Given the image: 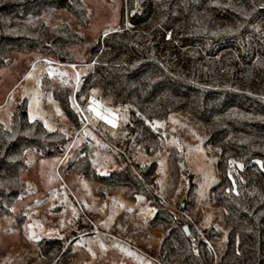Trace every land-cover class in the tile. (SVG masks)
Here are the masks:
<instances>
[{"label":"trees","instance_id":"obj_1","mask_svg":"<svg viewBox=\"0 0 264 264\" xmlns=\"http://www.w3.org/2000/svg\"><path fill=\"white\" fill-rule=\"evenodd\" d=\"M121 1L120 24L91 46L87 63L93 67L78 89L53 85L47 76L43 88L76 130L85 124L81 112L93 119L88 105L95 96L123 111L122 137L108 133L110 150L117 145L122 154L133 145L137 153L156 156L166 143L156 122L186 114L216 158L219 180L209 194L225 238L213 226L203 235H187L175 219H159L164 211L155 195V159L131 158L102 173L90 142L62 174L97 182L101 198L119 188L131 201L144 197L157 209L151 224L166 232L158 253L162 264H264V0ZM90 17L86 0H0V68L18 53L74 63V49L88 41L80 28ZM71 141L67 132L30 120L26 100L18 102L11 126L0 122V217L14 215L26 191L28 153L61 156ZM39 244L42 262H70L71 249L61 240Z\"/></svg>","mask_w":264,"mask_h":264},{"label":"rangeland","instance_id":"obj_2","mask_svg":"<svg viewBox=\"0 0 264 264\" xmlns=\"http://www.w3.org/2000/svg\"><path fill=\"white\" fill-rule=\"evenodd\" d=\"M86 3L91 17L80 29L88 41L74 49V63L60 64L34 52L18 53L13 62L0 68L1 123L10 127L15 106L25 99L30 120L42 121L48 130L65 131L72 138L64 155L46 158L28 153V168L22 175L26 191L16 201L14 215L0 217V264H56L40 260L39 243L43 239L61 240L71 249L70 262L57 264H162L158 253L166 232L151 224L157 209L144 197L131 201L127 190L119 188L101 198L96 192L97 182L81 174H62L66 163L76 159L90 142L94 143V160L102 173L121 169L132 159L157 160L155 195L164 211L159 219H175L179 226L201 235L213 226L225 238L222 215L213 207L209 194L219 180L216 158L204 146L200 127L194 126L186 114H173L166 121L156 122L166 137L164 150L156 156L137 153L133 145L122 154L117 145L110 150L113 144L108 133L122 137L127 120L123 111L95 96L88 105L93 119L81 112L85 124L76 130L53 95L44 90L45 76L51 77L53 85H71L77 90L82 77L93 67L87 63L91 46L101 33L120 24L121 0ZM45 59L48 62L42 61ZM184 201L186 211L181 209Z\"/></svg>","mask_w":264,"mask_h":264},{"label":"water","instance_id":"obj_3","mask_svg":"<svg viewBox=\"0 0 264 264\" xmlns=\"http://www.w3.org/2000/svg\"><path fill=\"white\" fill-rule=\"evenodd\" d=\"M184 204H185V201L183 202L182 206H184ZM184 229H185L187 235H189L190 234L189 228L185 226Z\"/></svg>","mask_w":264,"mask_h":264},{"label":"snow or ice","instance_id":"obj_4","mask_svg":"<svg viewBox=\"0 0 264 264\" xmlns=\"http://www.w3.org/2000/svg\"><path fill=\"white\" fill-rule=\"evenodd\" d=\"M98 116H100V113H96ZM101 119H103L104 117H100ZM108 123H112V121L111 120H109V121H107ZM113 126H115V125H113Z\"/></svg>","mask_w":264,"mask_h":264}]
</instances>
